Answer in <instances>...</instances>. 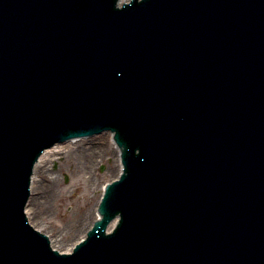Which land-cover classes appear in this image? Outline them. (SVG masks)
Wrapping results in <instances>:
<instances>
[{
	"label": "water",
	"instance_id": "95a60500",
	"mask_svg": "<svg viewBox=\"0 0 264 264\" xmlns=\"http://www.w3.org/2000/svg\"><path fill=\"white\" fill-rule=\"evenodd\" d=\"M113 5L0 0V264H264V0ZM102 129L125 173L59 255L23 215L31 167Z\"/></svg>",
	"mask_w": 264,
	"mask_h": 264
},
{
	"label": "bare ground",
	"instance_id": "6f19581e",
	"mask_svg": "<svg viewBox=\"0 0 264 264\" xmlns=\"http://www.w3.org/2000/svg\"><path fill=\"white\" fill-rule=\"evenodd\" d=\"M108 152L112 155L108 163V170L114 173L113 178H116L121 171L119 150L115 147L112 136L108 132L75 142L58 143L45 150L38 162L35 163L31 182L32 194L24 209L30 224L34 225L37 230H42L46 236L51 237L52 248L59 249L61 252L71 251L72 246L84 237L93 222L99 218L96 209L100 196L93 209L86 210L73 223L60 227L61 230L58 232L53 227L47 230L46 226L42 225L51 220L54 212L53 206L56 205L57 200L70 195L71 191L79 187L77 183L71 182L68 187L62 188L60 174L66 172L71 177L80 178L87 187H91L96 193L99 187L96 179L94 180L96 169L99 163L106 159ZM54 162H60L56 171L51 168V164ZM99 188L102 193L104 184ZM79 222L80 225L76 228ZM73 231L76 233L74 239L70 241L64 239Z\"/></svg>",
	"mask_w": 264,
	"mask_h": 264
},
{
	"label": "rangeland",
	"instance_id": "374dc122",
	"mask_svg": "<svg viewBox=\"0 0 264 264\" xmlns=\"http://www.w3.org/2000/svg\"><path fill=\"white\" fill-rule=\"evenodd\" d=\"M111 157L112 155L108 152L106 159L102 163H99L96 169V176L94 177V180L96 179L97 186L99 187L114 179V173L108 170V163L110 162ZM59 164L60 162L52 163V170L56 171ZM60 175L62 188L68 187L71 182L73 184L77 183L79 187L78 189L71 191L70 195L63 196L58 199L56 205L53 206L54 212L51 220H49V222L46 221V224H42L46 226L47 230H50L53 227L57 232L61 230L60 227L66 226L68 223H73L75 219L77 220L81 217L86 210L93 209L101 193L99 187L97 188L96 193H94L92 188L89 186L87 187L84 184V181L80 178L74 176L71 177L66 172ZM79 225L80 222L77 224L76 228H78ZM75 235L76 233L73 231L72 233L66 235L64 239L70 241L74 239Z\"/></svg>",
	"mask_w": 264,
	"mask_h": 264
}]
</instances>
